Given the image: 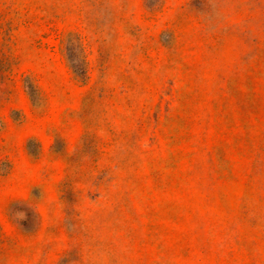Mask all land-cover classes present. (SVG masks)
<instances>
[{"label": "rangeland", "instance_id": "374dc122", "mask_svg": "<svg viewBox=\"0 0 264 264\" xmlns=\"http://www.w3.org/2000/svg\"><path fill=\"white\" fill-rule=\"evenodd\" d=\"M0 264H264V0H0Z\"/></svg>", "mask_w": 264, "mask_h": 264}]
</instances>
